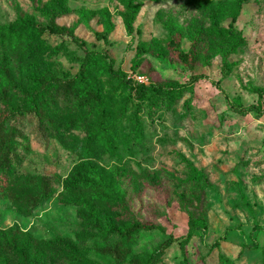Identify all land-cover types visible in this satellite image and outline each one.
<instances>
[{
    "label": "rangeland",
    "instance_id": "374dc122",
    "mask_svg": "<svg viewBox=\"0 0 264 264\" xmlns=\"http://www.w3.org/2000/svg\"><path fill=\"white\" fill-rule=\"evenodd\" d=\"M239 1L228 0L217 20L218 32L233 31L246 41L230 54L234 40L224 33L217 36L211 15L185 7V0H138L130 34L120 0H66L60 5L0 0V24L14 25L20 39L26 38L19 52L0 51V65L4 57L14 82L27 94L34 93L31 80L47 71L73 78L85 49L107 52L114 71L134 90L94 77L105 101L123 112L113 120L110 148L97 143L88 155L84 149L95 119L86 111L49 97L16 98L17 106L25 100L36 109L41 104L56 124L42 128L43 135L34 120L9 123L18 122L25 133L9 181L45 177L52 193L27 212L24 197L41 188L21 185L24 193L19 186L0 185V264H23V250L29 264H116L101 255L107 244L95 224L122 226L125 208L157 229L140 233L123 264H264V114L236 113L258 105L255 90H264V0H247L233 23ZM105 10L114 26L109 45L95 37L105 30ZM82 12L87 18H81ZM57 13H63L57 24L73 29L84 49L69 37L35 32ZM172 33L181 35L185 52L192 38L201 39L194 70L168 51ZM195 75L203 78L192 87ZM1 76L0 71L3 88ZM146 86L174 99L169 102L167 95L155 92L141 101L135 90ZM189 165L212 187L183 184L191 177ZM78 171L98 188L78 192L68 187ZM8 192L17 199L11 200ZM193 220H204L206 228L188 237ZM171 236L178 242L162 250ZM6 245L15 252H4Z\"/></svg>",
    "mask_w": 264,
    "mask_h": 264
},
{
    "label": "trees",
    "instance_id": "16d2710c",
    "mask_svg": "<svg viewBox=\"0 0 264 264\" xmlns=\"http://www.w3.org/2000/svg\"><path fill=\"white\" fill-rule=\"evenodd\" d=\"M50 1L55 5H60L66 0ZM152 1L159 2L161 0ZM246 1L247 0L239 1V9L235 11L232 16L233 23L237 21L240 7ZM120 2L124 9L125 29L130 34L139 13V8L137 6L138 0H120ZM227 2L228 0H185L184 6L210 14L214 22L216 35L220 37L221 33H224L228 39L234 40L233 46L229 50L230 54H234L240 47L245 45V39L241 38L233 31H221V33L217 31V20L221 16V12L225 8ZM62 15L63 13L53 14L49 19V25L47 27H39L35 32L39 36L49 33L55 36L69 37L75 44H78L84 49L85 42H82L75 36L73 29L57 24V20L62 17ZM101 15L105 20V30L103 33L95 34V37L98 41H102L106 45H109V36L113 32L114 26L110 19V14L106 10ZM80 16L82 19L87 18L85 12H82ZM14 29V25L0 24V51L10 50L17 53L24 48L22 43L26 38L23 37L20 39L19 34H17ZM181 38L179 33H172L167 44V49L184 67L189 70H194L200 55L199 47L201 45V39L198 37L192 38L191 48L188 52H185L181 47ZM60 51L61 48L57 50L58 53H60ZM85 51V56L78 60L80 62V70L73 78H61L57 74L47 71L42 76L31 80L30 90L34 91L32 96L27 94L21 85L19 86L14 82L12 71L7 61L4 57L2 59L0 71L2 72L1 78L5 86L0 88V185L4 188L10 185L19 186L22 192H24V190L21 185L31 187L30 189L41 188L36 195L28 193V195L26 194L27 196L24 197L25 205L28 208L27 212L36 209L41 202L46 200L51 195L52 189L50 180L45 177L30 178L25 182L9 181V177L15 165L20 162L21 154L18 152V142L25 139L24 128H20L19 124H17L18 122L12 126H10L9 123L17 119V121L20 119L34 120L38 124V132L43 135L44 133L41 132L42 128L46 129L47 126L54 128L56 123L54 119L50 118L49 112L41 107V104L38 105L36 109L33 104L25 100L23 105L17 106L15 105L16 98L19 99L24 97L25 99L37 101L38 97H49L51 100L58 99L65 103H73L78 109L86 111L89 117L95 119L90 137L88 138V143L84 149L88 155L97 143L110 148L113 120L117 118L120 119L123 112H117L113 105L105 101L101 92V87H99L98 81L95 80L94 77L97 76L98 79L107 78L111 83H117L118 81L120 82L118 83L119 85L127 86L131 92L134 91L132 86L129 85L118 72L114 71V61L107 52H91L86 49ZM202 78V76H193L190 85L193 87L202 80ZM220 83L221 82H219V84ZM111 91L113 92L114 90ZM163 91L164 90L155 86H146L135 90V96L142 101L148 97V95H153L155 92L162 94ZM255 93L259 97V104L248 108H238L236 109V113L243 117L250 113H254L257 116H262L264 114V90H255ZM163 94L167 95L169 102L174 99L173 95L167 94L166 91ZM161 101L164 100L161 99ZM189 170L191 177L183 182V184L200 187V183L205 182L207 187H212L208 182V178L202 172L198 171L192 165H189ZM68 187L78 192H90L97 189L98 185L91 182L89 179L83 178L78 171L72 176ZM7 195L11 200L17 199L11 192H8ZM121 206H125V204L123 203ZM120 221L123 222L122 226L109 223L106 227H103L99 221L95 224L101 240L107 244L100 250L101 255L110 257L116 264H123L132 255L133 247L137 243V238L140 233L152 232L157 229L153 224L143 223L137 220L127 208H125V214L120 216ZM127 221H129V223H127ZM205 228L204 220H193L190 225L188 237L193 236L196 232L203 229L205 230ZM177 242L178 239L171 236L161 248L165 251V249H169ZM4 252L14 253L15 247L13 245H6L4 246ZM21 253L24 256L23 264H29L26 262L29 259L27 252L23 250ZM185 261V264H188V261Z\"/></svg>",
    "mask_w": 264,
    "mask_h": 264
}]
</instances>
